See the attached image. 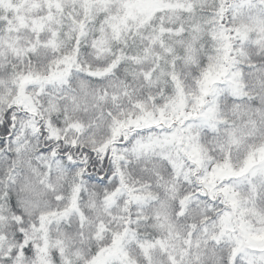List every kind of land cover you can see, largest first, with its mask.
Here are the masks:
<instances>
[{
  "label": "snow or ice",
  "instance_id": "1",
  "mask_svg": "<svg viewBox=\"0 0 264 264\" xmlns=\"http://www.w3.org/2000/svg\"><path fill=\"white\" fill-rule=\"evenodd\" d=\"M0 264H264V0H0Z\"/></svg>",
  "mask_w": 264,
  "mask_h": 264
}]
</instances>
